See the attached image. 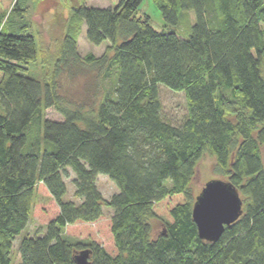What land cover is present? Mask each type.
Here are the masks:
<instances>
[{"label":"trees","instance_id":"16d2710c","mask_svg":"<svg viewBox=\"0 0 264 264\" xmlns=\"http://www.w3.org/2000/svg\"><path fill=\"white\" fill-rule=\"evenodd\" d=\"M152 1L168 25L191 11L189 36L155 29L137 13L142 0H81L39 78L27 67L33 35L0 27V264H10L30 210L46 229L21 237L17 264H77L82 249L90 264H264V0ZM0 5L24 11L20 0ZM81 22L90 43L109 41L101 54L79 53ZM78 78L76 97L64 80ZM160 83L184 93L178 123L162 115ZM205 153L243 200L216 241L198 237L191 214ZM66 166L78 202L63 199ZM99 173L118 187L109 199ZM35 190L47 198L34 200ZM151 218L161 219L158 234Z\"/></svg>","mask_w":264,"mask_h":264},{"label":"rangeland","instance_id":"374dc122","mask_svg":"<svg viewBox=\"0 0 264 264\" xmlns=\"http://www.w3.org/2000/svg\"><path fill=\"white\" fill-rule=\"evenodd\" d=\"M81 0H20L21 6L24 8L22 12H14L12 6L9 8H2L1 28L13 31H27L31 33L35 40V47L37 51V59L27 64L29 74L40 77L45 72V65L42 62V57L53 58L57 50L58 40L62 36L67 22L72 15V8L74 5L80 3ZM119 0H84L87 6L107 7L114 6ZM138 14H147L150 18L151 25L157 30H174L180 37L187 38L190 33V26L192 22V12L184 10L180 17L178 24L172 26L168 25L162 18L157 5L152 0H142L138 9ZM85 23L79 24V30L76 35L77 48L81 55L92 52L95 55L101 54L109 41L106 40L99 45L90 43L85 35ZM82 78L74 81L64 80L66 91L78 97L82 95ZM159 99L161 102V111L165 119L172 123L181 121L186 112V102L184 93L182 91H175L164 84H159ZM44 116L53 119H61L62 117L52 108L44 109ZM263 161H264V148ZM215 158L209 153L203 156L197 162L195 172L191 180V186L194 194H197L205 181L210 178L219 177L214 172L213 165ZM64 181L66 183V192L63 196L64 200H73L78 202L73 195L74 186L72 179L75 177L74 171L69 167H65ZM96 186L101 195L105 199L118 191L116 183L106 174L99 173L96 177ZM47 196L41 192L34 191V200L46 199ZM102 210L106 218L113 212L112 208L103 204ZM150 223L154 234H158L163 225L160 218H151ZM46 229V223L42 222L39 217L30 210L28 222L26 226L14 236L12 240V247L10 250V264H17L20 262V253L18 245L21 237L25 235H39L43 234ZM66 234V233H65ZM63 234L69 240H75L83 234H78L76 237L71 234Z\"/></svg>","mask_w":264,"mask_h":264},{"label":"water","instance_id":"95a60500","mask_svg":"<svg viewBox=\"0 0 264 264\" xmlns=\"http://www.w3.org/2000/svg\"><path fill=\"white\" fill-rule=\"evenodd\" d=\"M242 204L238 190L228 180L214 177L205 181L194 197L191 211L198 237L216 241L223 233L224 226L241 215ZM89 256V249L73 253L77 264H90Z\"/></svg>","mask_w":264,"mask_h":264}]
</instances>
